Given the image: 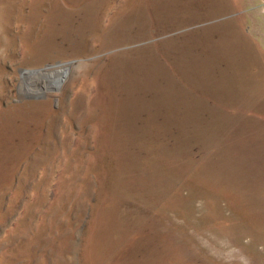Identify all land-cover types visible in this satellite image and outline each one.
Segmentation results:
<instances>
[{
  "label": "rangeland",
  "instance_id": "rangeland-1",
  "mask_svg": "<svg viewBox=\"0 0 264 264\" xmlns=\"http://www.w3.org/2000/svg\"><path fill=\"white\" fill-rule=\"evenodd\" d=\"M0 264H264V0H0Z\"/></svg>",
  "mask_w": 264,
  "mask_h": 264
},
{
  "label": "crops",
  "instance_id": "crops-1",
  "mask_svg": "<svg viewBox=\"0 0 264 264\" xmlns=\"http://www.w3.org/2000/svg\"><path fill=\"white\" fill-rule=\"evenodd\" d=\"M155 65H158V67H159V63H158V60H155V63H154ZM154 64H151V65H154ZM154 68H157V67H154ZM159 70V69H158Z\"/></svg>",
  "mask_w": 264,
  "mask_h": 264
}]
</instances>
